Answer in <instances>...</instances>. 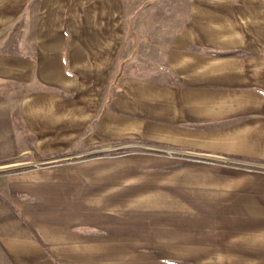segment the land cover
<instances>
[{
    "label": "crops",
    "instance_id": "obj_1",
    "mask_svg": "<svg viewBox=\"0 0 264 264\" xmlns=\"http://www.w3.org/2000/svg\"><path fill=\"white\" fill-rule=\"evenodd\" d=\"M15 7L0 15V83L21 90L0 114V264H264V50L218 45L184 0L129 25L122 0L108 15L0 0ZM141 144L182 155L126 148Z\"/></svg>",
    "mask_w": 264,
    "mask_h": 264
},
{
    "label": "rangeland",
    "instance_id": "obj_2",
    "mask_svg": "<svg viewBox=\"0 0 264 264\" xmlns=\"http://www.w3.org/2000/svg\"><path fill=\"white\" fill-rule=\"evenodd\" d=\"M84 2L86 0H83ZM179 0H122L127 11L128 25L133 19H139L148 4H163L166 11L158 10L153 13L154 18L165 16L166 18L178 17L183 12L178 9ZM186 18L199 20L203 35H210L218 45H224L225 41L234 42V50H264V0H184ZM76 2V1H74ZM91 9L99 8L105 15L117 12L118 0H88ZM181 2V1H180ZM200 6L193 7L191 3ZM196 8V9H195ZM3 18L14 16L18 13L17 8L13 11L1 12ZM151 18V15H148ZM128 28V27H127ZM147 30V28H144ZM224 47V46H223ZM132 43L123 44L122 62L129 61ZM21 94L18 84L0 83V114H18L17 95ZM146 146L150 147L147 148ZM127 149H139L142 151H158L170 157L181 156V150L172 147L152 146L141 144ZM160 148V149H158ZM123 148L110 147L108 152H122ZM117 213H120L117 211Z\"/></svg>",
    "mask_w": 264,
    "mask_h": 264
},
{
    "label": "built area",
    "instance_id": "obj_3",
    "mask_svg": "<svg viewBox=\"0 0 264 264\" xmlns=\"http://www.w3.org/2000/svg\"><path fill=\"white\" fill-rule=\"evenodd\" d=\"M147 148H150V147H148V146H146ZM158 149H160V148H158Z\"/></svg>",
    "mask_w": 264,
    "mask_h": 264
}]
</instances>
